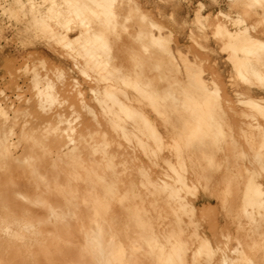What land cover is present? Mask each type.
<instances>
[{
    "label": "bare ground",
    "instance_id": "obj_1",
    "mask_svg": "<svg viewBox=\"0 0 264 264\" xmlns=\"http://www.w3.org/2000/svg\"><path fill=\"white\" fill-rule=\"evenodd\" d=\"M11 1L81 104L52 111L35 77V107L0 118V264H264V0L195 2L180 64L155 23L115 38L116 0Z\"/></svg>",
    "mask_w": 264,
    "mask_h": 264
},
{
    "label": "rangeland",
    "instance_id": "obj_2",
    "mask_svg": "<svg viewBox=\"0 0 264 264\" xmlns=\"http://www.w3.org/2000/svg\"><path fill=\"white\" fill-rule=\"evenodd\" d=\"M35 1L39 2V0ZM56 1L60 2V0ZM116 1L115 12L128 18V22L125 24L126 31L120 34L117 33L115 38L121 39V41H129L126 38L134 33L135 28L152 22L167 29L169 35H171L168 39V46L176 58L175 63L180 64L182 59L185 58L191 60L187 53L188 42L183 41L181 38L180 41H175L174 32L170 30L175 29L178 32L182 24H185L187 28L192 27L195 14L192 9L193 4L195 2L205 4V0H183V13L180 14L172 12L168 8H163L162 5L157 3V0ZM22 2H25V0H22ZM11 4V0H5V3L1 2L0 6V108L3 109L0 118L6 116V118L12 119V109L19 108L31 111L35 107V77H38V82L40 81L38 83L39 89L44 88L47 82L45 80H48L54 87L56 103L53 105L52 111L63 112L66 115L71 111L77 112L76 109L81 104L78 97L62 89L57 74L58 71H67L71 66L41 48V42L46 41V39L33 27V14L27 11V6L23 9V13L14 14L11 17L10 12L8 13ZM220 11L226 13L228 9L223 6ZM142 16L145 20L143 22H141ZM175 42H178V44L176 45ZM192 45L196 48L195 43ZM134 50H136V46L133 42L122 44L121 51H123V57L127 59L126 62L124 61L125 67L130 65L129 62L132 58L130 54ZM127 53H129L128 58ZM125 69L131 70V66L129 69ZM71 72L77 80L82 79L73 71ZM142 72L147 73L149 78L152 76L149 75L147 68L143 69ZM203 78L208 84L213 82L223 93L229 85L230 74H228L227 69L219 68V70L213 71L206 70ZM177 80L182 83L185 82L182 75L177 76ZM27 121L29 119L25 117V122ZM7 139L8 142L12 143L14 136H9Z\"/></svg>",
    "mask_w": 264,
    "mask_h": 264
}]
</instances>
